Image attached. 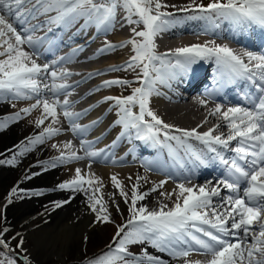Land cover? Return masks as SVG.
<instances>
[{
  "label": "snow or ice",
  "instance_id": "1",
  "mask_svg": "<svg viewBox=\"0 0 264 264\" xmlns=\"http://www.w3.org/2000/svg\"><path fill=\"white\" fill-rule=\"evenodd\" d=\"M30 3L33 7L25 10L24 5ZM166 7L169 6L162 4L161 0H0V57H5L0 59V101L35 99V103L28 107L0 118V130L8 127L9 123L22 119V113L31 114L42 105V115L35 121L36 127L43 125L48 117H52L53 123H57V108H61L71 130L83 136L92 125H77L75 120L90 109L83 113L69 111L71 102L67 98L63 102L58 99L62 91L72 86L67 83L58 84L57 79L64 80L72 73L67 70L58 73L50 64L41 65L32 58L33 53L39 55L38 45L45 38H34L31 34L40 25H27L37 15L55 12L45 23L62 25L83 18V26L95 25L98 31L107 34L115 25L117 9L123 8L125 22L129 25L142 24L143 29L137 31L132 28V37L119 44L105 40L98 53L103 54L130 44L134 54L122 65H111L87 74L90 77L104 71L140 69L135 81L139 86L132 88L131 94L106 96L98 102L113 101V107L117 109V119L113 126L120 125L122 131L117 140L113 141V146L124 137L131 140L134 135L135 139L146 142L152 148L167 149L172 159L181 156V152L186 153L190 169L191 166L209 167L218 163L223 167L224 173L217 178L214 187H209L211 181L208 185L192 187L179 183L175 203L169 207L159 201L158 208H149L143 203L138 206V202L144 201L167 183V180L160 181L147 191H140L141 181L146 182V178L137 175L129 196L118 177L111 176L113 187L119 190L124 202L128 204L129 199L131 201L129 217L123 224L117 225L113 245H109L102 253L87 258L84 264H169L160 256L149 253L147 248H142L139 254L129 252L128 245L131 244H148L160 253H167L172 259L184 258L183 264H264V54L252 51L238 54L227 45L216 44L215 41L158 53L156 37L179 22L176 13L161 11ZM179 11L195 12L197 15L187 18L206 20L213 27H218L217 21L223 20L240 27L259 26L264 29V0H210L207 5L197 4L192 0L191 4ZM7 17H11L19 25L20 31H17ZM23 45L31 47L33 53L25 51ZM78 51L79 49H75L71 56L60 57L59 62L71 59ZM205 60L215 62L222 78L233 83L247 81L255 89L254 93L245 94L249 106L237 105L222 110L223 106L217 104L211 111V115H218L228 127L226 138L224 134L213 135L220 124L205 132H199L197 128H175L174 125L165 123L149 106L150 98L160 94L157 84L167 85L172 79L188 74L194 65ZM49 78L50 83H42ZM132 83L133 81L114 78L103 81L92 91H98L101 87L130 86ZM49 97L52 99L51 103ZM200 103L205 104L206 101L201 100ZM134 108H138V111H133ZM95 123L94 121L93 124ZM61 131L62 129L51 124L44 127L38 134L21 141L16 146L19 150L17 154L10 160L0 159V164L18 163L17 156L32 151L35 146L43 144ZM191 140L200 142L203 148H196ZM233 141L237 143L231 150L234 155L227 158L223 150L228 149ZM91 146L92 142L81 140V147L84 149V156H81L73 150L71 141H68L64 144L67 152L60 151L58 156L39 161L38 164L43 171H47L49 167L56 168L88 158L90 169L91 161L104 152L93 151ZM52 147L59 151L57 145L53 144ZM183 166L182 164L181 167ZM39 174H26L24 179H31ZM190 175L191 170L184 178L189 179ZM102 188L100 177L91 171L82 174L79 167L75 169V175L71 179L57 185L58 190L83 192L88 206L96 214V222H112L108 201L101 193ZM57 189L20 191L25 195H41L45 191ZM17 192V187L11 189L8 203L12 202L11 197ZM224 192L227 194H223ZM173 194L161 192L160 196L166 195L170 200ZM108 195L113 198L114 203L115 193ZM214 200L219 202L213 203ZM66 202L57 201L54 204L60 207ZM116 207L119 211L118 204ZM7 231L4 228L0 232V248L7 250L0 253V257H3L0 258V264H16L14 250L3 238ZM12 239L15 240L16 237ZM22 244L23 240L18 247H22ZM193 252L208 255L210 259H187ZM24 260L28 264V258L24 257Z\"/></svg>",
  "mask_w": 264,
  "mask_h": 264
},
{
  "label": "bare ground",
  "instance_id": "2",
  "mask_svg": "<svg viewBox=\"0 0 264 264\" xmlns=\"http://www.w3.org/2000/svg\"><path fill=\"white\" fill-rule=\"evenodd\" d=\"M190 1L192 0H161L162 4L169 6L166 7V9L181 16V23H179V25L176 24L175 26H169V30L160 33L156 37L155 43L156 51L158 53H165L169 50H174L178 47H184L191 44H203L206 41H215L216 44L227 45L238 54L244 53L236 46L237 44L224 41L223 38L226 32H228L230 29L237 30L241 28L240 26L220 20L217 21L219 26L213 27L206 20L188 19V16L197 15V13H184L180 12L179 10L189 5L191 3ZM172 5H175V7H171ZM24 6H28L29 9L33 7V4H25ZM163 9L165 8H162L161 11H164ZM49 13L46 15H41L44 17L38 20L37 25H40V27L49 26L51 23H45V21L51 17L48 16ZM124 16V9L118 8L115 25L110 31L107 32V34H105L103 31H98L95 25L83 26L85 24L83 18L68 23L62 28H56L59 33H65L68 28L75 27L82 29V34L92 36L88 42L82 43L77 48L79 51L83 52V56L78 62V67L81 69L73 73V75L79 76L78 80L74 83H69V85L72 87L78 86V89L71 91V94L68 97H63L61 102H63L65 98L72 99L73 96L78 95L81 97L75 99L74 101L69 100L71 104H73V102H79V99L87 101L88 105L82 111L78 112L83 113L86 109H90L86 112V114H83L89 119H87V121H83L81 126L92 125L89 128L93 129V133L98 134L97 138L92 141V144L95 145V151L104 150V152L101 156L91 161L90 169V160L88 159V162H85L82 159L60 165L61 167H49L47 171H43L41 167V169L36 172L40 173L39 175L33 176L31 179H24V176H22L16 178V180H18V186L21 188L30 189V191L38 189H57V185L65 180L71 179L75 175V169L77 167L82 169V174L91 171L95 173L96 176L101 178L103 184L101 193H103L104 199L108 201L109 213L112 215L114 212H117L126 220L129 217L128 208L131 201L129 199L128 204L124 202V199L119 195V190L113 187V183L110 179L111 176L116 175L118 177V179L122 182L124 190L129 193V196L131 193V187L136 182L137 175L146 178V182L141 181L142 186L140 191H147L154 185L159 184L160 181L167 180V183L158 188L157 191L152 192L144 201L138 202V206L143 203L149 208H158L159 201H163V203L171 207L175 203V193H178L179 189L177 187L178 184L170 179L168 170L174 165L176 159L179 160V156L176 159H172L170 158L167 149H152V147L146 142L144 144V141L135 139L134 135L131 140H129L127 137H124L117 141V143L113 146V141L117 140V136L122 131V127L120 125L113 126V122L117 119V109L113 107V101H105L103 103L98 102L102 101L106 96H127L131 94L132 88L139 86V84L135 81L140 69L137 68L134 71H104L102 74H94L90 77L87 74L95 73L97 70L106 69L111 65H122L129 59L131 55L134 54L130 44L124 48H117L103 54L98 53V49L101 48L105 40L114 44H119L132 37V28H136L137 31L143 29L142 24H127L124 20ZM7 19L9 20V17H7ZM133 19H136V17H133ZM14 27L17 28V31H20L19 26L14 24ZM174 27L176 28V33L173 30ZM223 28H225L224 31L221 30ZM22 47H24V50L27 51L29 46L23 45ZM3 58L5 57H0V59ZM245 59L247 58L245 57ZM36 61L39 63L38 60ZM88 68H90V70H87ZM195 69V74L199 78L197 80H202L205 70L201 69L199 66H197ZM71 75H68L64 80L61 81L66 82ZM114 78L133 81V83L130 86L101 87L98 91H92L101 85L103 81ZM45 82L49 83V79H46ZM158 87L159 84H157V89ZM191 97L194 98V94H192ZM34 100L35 99H18L9 100L6 102L0 101V118L17 112L22 108L28 107L30 104L35 103ZM196 101V99H193L192 103L194 104ZM49 102L51 103L50 99ZM13 104L15 105L14 108L12 107ZM149 106L152 111H154L163 119L165 123L174 125L175 128L189 130L197 128V131L205 132L209 128L220 124L221 126L217 128L213 134H224L226 138L229 133L228 127L219 118V116L210 114L216 105H200L195 109L192 108L183 112L181 109L163 102L159 95H153L150 98ZM68 110L71 111L70 109ZM222 110H227V108L223 107ZM133 111H138V108H134ZM21 115L23 117L22 119L14 123H9L8 127L0 130V153L7 155L5 160L12 159V157L19 151L16 146L20 144L19 141H23L20 140L19 130H23L26 127V124H30L32 126L33 133L38 130L39 133L44 127H47L51 124H47L45 121L44 124L39 128L36 127L35 121L42 115V105L41 107L34 109L31 114L25 115L22 113ZM63 119H65V116H63ZM197 119H200V124L196 122ZM61 120L62 118H60V122ZM94 121L96 122L95 124H93ZM53 127L57 128L58 126L55 124ZM202 128L205 131H201ZM63 133L64 131L62 130L58 135H54L51 139H47L43 144L34 149L35 153H33L34 151L32 150L33 155L37 153L38 148L42 149L43 152L48 151L50 147L51 149L57 150V148L52 147L53 144L58 146V152H66L68 149L64 147V144L68 141H71L73 150H76V147L74 146L75 140L64 138L62 136ZM175 134L179 135V133ZM140 144L142 147L141 149L139 148ZM77 148L81 150L83 149L81 145L77 146ZM58 155L59 154L56 156ZM27 158L28 157L26 155L17 156L18 163L14 165L7 163L0 164V212H6L8 217L14 219V221H24L27 223V226H31L33 220L31 221L30 219L32 218L35 208L38 206V203H41L40 201H43L44 203L45 200L56 198L61 195L62 192H60L61 190L58 189L54 191H45L41 195H36L32 200L25 199L24 201L20 202V204L12 207L4 206V195H7L16 181L15 179V181L11 180L13 177H15L17 172H23L22 170H18V168L23 164L24 161H26ZM148 165H151L152 167L149 168ZM129 177H131V179H129ZM210 181L212 183L209 185V187L216 186V180L212 179ZM199 183L200 180L197 179L193 185H202ZM208 183L209 182H206L203 185H208ZM8 184L10 185L8 186ZM193 185L189 186L185 184L186 187H192ZM161 192L165 194H174L169 200L166 195L160 196ZM109 193H115L114 203L113 198L108 195ZM80 194L81 193H79V195ZM153 198H155L156 203H151ZM218 202V200L213 201V203ZM117 204L119 205V211H117ZM52 216L53 218L50 223L43 225L42 227L32 229V231L27 233V236L31 239V242L34 245L30 247L25 244L29 252H32L33 249L38 250L42 248V251L45 252L42 253V255L59 260L68 251L69 246L67 244L69 241L76 240L81 242L86 235L90 234V232H100L101 222H96V214L93 213L88 206L87 197L84 193H82L81 198L78 197L69 205L67 204V206L55 211ZM41 219L43 220L44 217H40L37 220ZM256 231H258V228ZM144 245L149 253L160 256L162 259L168 261L169 264H183L184 258L172 259L167 253H160L150 245ZM187 259L191 261L208 260L207 258H201L199 254L195 252L190 253Z\"/></svg>",
  "mask_w": 264,
  "mask_h": 264
},
{
  "label": "rangeland",
  "instance_id": "3",
  "mask_svg": "<svg viewBox=\"0 0 264 264\" xmlns=\"http://www.w3.org/2000/svg\"><path fill=\"white\" fill-rule=\"evenodd\" d=\"M190 2L192 3V1ZM195 2L197 4L199 3L208 4L210 0H195ZM163 10H166V8ZM199 120L200 119H197L196 121L198 124H200ZM32 131H33L32 126L30 124H26V127L23 130H19L20 140L25 141L27 137H30L35 133L37 134L39 130L34 133ZM201 131H205V130L202 128ZM37 147H39V145L35 146L34 149H36ZM33 153H35V151ZM33 153L32 151H29L26 154H24L28 158L18 168V170H22L23 172L20 171L17 172L15 177H13L11 181H15L16 178L25 176L26 174L29 175L34 172L35 173L38 172V170H40L42 167L41 165L38 164L39 161L49 160L52 157L59 154V152L56 149H51V147L46 152H43L42 149L38 148L37 153L34 155ZM6 156L7 155L0 153V159L5 160ZM15 184L17 186L18 192L16 195H13L11 197V201H12L11 203H8V197L11 190L7 193V195L6 194L4 195L5 197H4L3 205L6 207L7 206L12 207L18 205L20 204V202L24 201L25 199L32 200L36 196V195H25L24 192L20 191V190L30 191V189L21 188L20 186H18V180L14 182L13 187H16ZM9 185L10 184H8V186ZM60 192H62V194L59 195L58 197L45 200L44 203L43 201H40L41 203H38V206L35 208L32 214V218L30 219L31 221L33 220L31 226H27V223L24 221H20V222L14 221V219L8 217L6 212H2V211L0 212V232H2L4 228L8 229V231L4 233L3 238L7 242H9L10 248L14 250L13 255L15 256L16 264H25L24 257L28 258V264H84L87 258H92L105 251L109 245H113V237L116 236L115 232H117V225L123 224L125 220L122 217V215H119L117 212H114V214L111 215L112 222H101L100 232L97 231L90 232V234L86 235L81 242L76 240L69 241L67 244L69 246L68 251L59 260H55L54 258L45 257L46 255H42V253H45L44 251H42L43 250L42 248L38 250L33 249L32 252H29L25 244L30 247L34 245L31 242V239L27 236V233L32 231V229H36L50 223L53 218L52 214H54L55 211L59 210L62 207L67 206V204L69 205L70 203L75 201V199H77L78 197L81 198V195L83 193V192H72L69 190H61ZM79 193L81 194L79 195ZM57 201H67V202L63 203L60 207H56L54 202ZM151 203H156L155 198L152 199ZM40 217H44V219L37 220ZM13 237H16V239L13 240L12 239ZM21 240H23L22 247H18ZM142 248H145L144 244L128 245V250L131 253L139 254ZM4 252H7V250L0 248V253H4Z\"/></svg>",
  "mask_w": 264,
  "mask_h": 264
}]
</instances>
